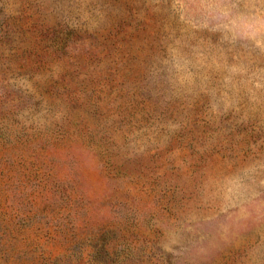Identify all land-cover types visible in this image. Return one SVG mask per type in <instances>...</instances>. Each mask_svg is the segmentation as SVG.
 I'll list each match as a JSON object with an SVG mask.
<instances>
[{"label":"rangeland","instance_id":"rangeland-1","mask_svg":"<svg viewBox=\"0 0 264 264\" xmlns=\"http://www.w3.org/2000/svg\"><path fill=\"white\" fill-rule=\"evenodd\" d=\"M0 264H264V0H0Z\"/></svg>","mask_w":264,"mask_h":264}]
</instances>
